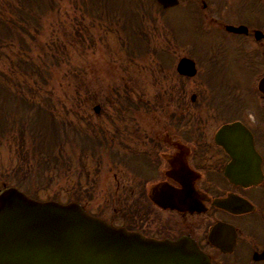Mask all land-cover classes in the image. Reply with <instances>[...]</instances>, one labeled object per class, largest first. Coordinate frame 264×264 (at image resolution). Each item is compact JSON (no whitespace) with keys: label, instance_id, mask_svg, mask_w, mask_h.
Here are the masks:
<instances>
[{"label":"flooded vegetation","instance_id":"af4514ba","mask_svg":"<svg viewBox=\"0 0 264 264\" xmlns=\"http://www.w3.org/2000/svg\"><path fill=\"white\" fill-rule=\"evenodd\" d=\"M186 11L208 36L186 50L196 72L157 94L145 122L121 102L117 198L103 196L129 231L186 237L209 264H264V0Z\"/></svg>","mask_w":264,"mask_h":264},{"label":"rangeland","instance_id":"374dc122","mask_svg":"<svg viewBox=\"0 0 264 264\" xmlns=\"http://www.w3.org/2000/svg\"><path fill=\"white\" fill-rule=\"evenodd\" d=\"M53 1L49 4V0H0V18H14L20 26L38 18L40 25L37 31L20 32V36H8L0 30V112L6 111L5 116H9L0 125V188L3 183L16 184L19 180L15 176L13 180L8 170L18 159V149L24 150L25 145L30 156L34 155L41 177L18 182L22 190L36 199L68 202L71 189L87 184L79 174L83 166L87 173L94 172L91 162L95 163L98 157L104 162L119 163V151L110 141L83 139L90 129L73 127L72 123L66 126L64 115L74 119L73 112L68 111L72 108L70 100L75 99V74L80 78L82 72L90 82L89 87L101 93L105 87L128 85L135 97L141 95L148 101L141 104L140 113L147 121V110L157 90L171 87L172 72H176L180 57L186 55L187 49L198 52L208 36L206 28L199 26L200 22L186 11L185 0H181V7L167 11H162L155 0ZM47 106L55 116L49 118L58 133L56 142L61 146L62 131L70 135L68 143L63 134L61 157L58 146H45L46 151L34 150L39 148L35 138L41 127L45 137H51L46 121ZM89 113L95 115L91 108ZM135 115L138 116L137 112ZM107 117L104 111L95 119L103 123L94 125L101 137L119 134L115 128L121 120L114 119L112 124L107 122ZM47 152L52 155L48 156ZM61 158L67 166L59 163ZM38 159L48 160L49 167L44 164L43 169L39 168ZM103 171L99 173L100 182L95 178L97 183H93L96 196L99 199L109 191L117 198L118 182L110 175L111 170ZM113 211L110 207L105 215L110 217Z\"/></svg>","mask_w":264,"mask_h":264},{"label":"water","instance_id":"95a60500","mask_svg":"<svg viewBox=\"0 0 264 264\" xmlns=\"http://www.w3.org/2000/svg\"><path fill=\"white\" fill-rule=\"evenodd\" d=\"M157 1L165 8L178 2ZM186 69L184 58L178 70L186 74ZM0 264H205V260L186 239H146L91 216L77 203L41 202L8 188L0 193Z\"/></svg>","mask_w":264,"mask_h":264},{"label":"trees","instance_id":"16d2710c","mask_svg":"<svg viewBox=\"0 0 264 264\" xmlns=\"http://www.w3.org/2000/svg\"><path fill=\"white\" fill-rule=\"evenodd\" d=\"M53 3H54L53 0H49V4H53ZM37 20H38V18L37 19L34 18L33 23L27 22L25 24V26H24V24H22L23 26H20L16 22V20H14V18H10V19L0 18V30L3 32H6L8 34V36H15V35L20 36V34H21L20 32L28 34V33H30V30H33V32L37 31L38 26H40L39 21H37ZM75 79H76V77H75ZM74 87H77L76 92L82 94L80 97L81 99H87L88 98V87H89L88 84L85 85L82 83H78ZM79 91H81V92H79ZM73 100L74 99H72L70 101H73ZM48 109H49V106H47L45 109L48 118L50 116L55 118L54 114ZM29 118H31V117H29ZM68 125H70V122H68ZM88 127L92 128V124H88ZM21 134L24 135L25 130H22ZM57 134L58 133L55 131L54 127L52 126L51 137H50V139H47L44 136V130L41 127V131L36 134L35 142H36V140L39 141V142L37 141L39 143L37 145L41 149H45V146H49L50 148H54V147L58 146V142H56V140H55V137H56V139H58ZM22 148H24L25 151L24 150L20 151V152H22V155L20 158L21 159V162H20L21 163V168H20L21 173L24 175L25 178L41 177L39 175L38 169L36 168V166L34 164V162H35L34 155L30 156V154H31L30 149L28 147H26L25 145H23ZM48 153H50V152H47V155L50 156V154H48ZM47 161L48 160H44L40 163H37V166L39 168L43 169L44 164L46 166H48V164H46Z\"/></svg>","mask_w":264,"mask_h":264}]
</instances>
